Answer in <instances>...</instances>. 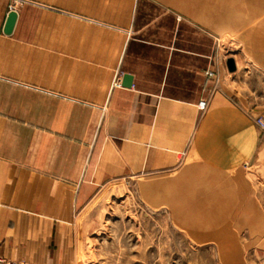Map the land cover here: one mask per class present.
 Here are the masks:
<instances>
[{
    "label": "crops",
    "instance_id": "obj_1",
    "mask_svg": "<svg viewBox=\"0 0 264 264\" xmlns=\"http://www.w3.org/2000/svg\"><path fill=\"white\" fill-rule=\"evenodd\" d=\"M120 2L102 21L127 23L126 38L92 53L79 47L62 86L0 74L1 257L75 264L77 206L91 185L128 171L168 177L184 164L227 175L242 166L264 183L263 107L236 94L219 49L228 12L218 0L205 13L204 0Z\"/></svg>",
    "mask_w": 264,
    "mask_h": 264
},
{
    "label": "rangeland",
    "instance_id": "obj_2",
    "mask_svg": "<svg viewBox=\"0 0 264 264\" xmlns=\"http://www.w3.org/2000/svg\"><path fill=\"white\" fill-rule=\"evenodd\" d=\"M120 1L0 0V74L62 86L66 58L76 68L79 47L92 53L126 38L127 23L102 21L122 10ZM204 1L205 13L212 0ZM11 8L18 22L4 35ZM219 9L228 12L219 49L237 59L236 94L262 105L257 124L264 115V0H218ZM211 170L183 164L168 177L133 170L91 185L73 216L75 264H264V183L242 166L227 175Z\"/></svg>",
    "mask_w": 264,
    "mask_h": 264
},
{
    "label": "water",
    "instance_id": "obj_3",
    "mask_svg": "<svg viewBox=\"0 0 264 264\" xmlns=\"http://www.w3.org/2000/svg\"><path fill=\"white\" fill-rule=\"evenodd\" d=\"M17 19H18L17 10L13 8L9 9L7 11V14H6V17L3 23V27H2V32L5 35H10L13 32ZM226 66L229 71H234L236 69L235 61L232 57H228L226 59ZM122 84L125 86H130L131 85V75L124 74L122 78Z\"/></svg>",
    "mask_w": 264,
    "mask_h": 264
},
{
    "label": "built area",
    "instance_id": "obj_4",
    "mask_svg": "<svg viewBox=\"0 0 264 264\" xmlns=\"http://www.w3.org/2000/svg\"><path fill=\"white\" fill-rule=\"evenodd\" d=\"M207 74L212 75V72L209 71V72H207ZM114 84L118 85L119 80L115 81ZM207 106H208L207 99H201L197 103V107L202 111L205 110L207 108ZM256 121H257V124L259 126H261L262 129H264V115L259 116ZM0 264H29V263L22 262V261H7L4 258L0 257Z\"/></svg>",
    "mask_w": 264,
    "mask_h": 264
}]
</instances>
